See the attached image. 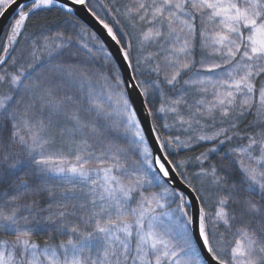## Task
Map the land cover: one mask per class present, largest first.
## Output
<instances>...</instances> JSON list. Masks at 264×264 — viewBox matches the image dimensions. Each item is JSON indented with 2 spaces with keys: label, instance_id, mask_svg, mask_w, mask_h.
<instances>
[{
  "label": "snow or ice",
  "instance_id": "snow-or-ice-1",
  "mask_svg": "<svg viewBox=\"0 0 264 264\" xmlns=\"http://www.w3.org/2000/svg\"><path fill=\"white\" fill-rule=\"evenodd\" d=\"M10 11L0 264H264V0Z\"/></svg>",
  "mask_w": 264,
  "mask_h": 264
},
{
  "label": "water",
  "instance_id": "water-1",
  "mask_svg": "<svg viewBox=\"0 0 264 264\" xmlns=\"http://www.w3.org/2000/svg\"><path fill=\"white\" fill-rule=\"evenodd\" d=\"M12 13H11V11L3 18V20H0V29H2V27H3V24L7 21V19H8V16H10ZM85 20H87L89 23H91V21L90 20H88V18L87 17H85ZM93 27H95L94 25H93Z\"/></svg>",
  "mask_w": 264,
  "mask_h": 264
},
{
  "label": "trees",
  "instance_id": "trees-1",
  "mask_svg": "<svg viewBox=\"0 0 264 264\" xmlns=\"http://www.w3.org/2000/svg\"><path fill=\"white\" fill-rule=\"evenodd\" d=\"M21 44H23V38H21Z\"/></svg>",
  "mask_w": 264,
  "mask_h": 264
}]
</instances>
